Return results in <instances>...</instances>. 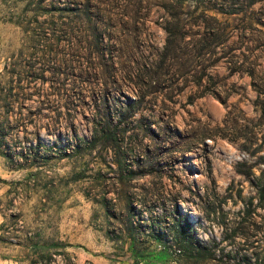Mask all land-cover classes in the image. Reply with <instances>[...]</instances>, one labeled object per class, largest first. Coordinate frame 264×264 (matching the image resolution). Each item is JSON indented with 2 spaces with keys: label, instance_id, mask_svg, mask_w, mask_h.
I'll list each match as a JSON object with an SVG mask.
<instances>
[{
  "label": "rangeland",
  "instance_id": "374dc122",
  "mask_svg": "<svg viewBox=\"0 0 264 264\" xmlns=\"http://www.w3.org/2000/svg\"><path fill=\"white\" fill-rule=\"evenodd\" d=\"M6 63L12 124L37 112L9 142H56L59 114L71 148L0 155V264L28 230L74 264H264V0H0Z\"/></svg>",
  "mask_w": 264,
  "mask_h": 264
},
{
  "label": "trees",
  "instance_id": "16d2710c",
  "mask_svg": "<svg viewBox=\"0 0 264 264\" xmlns=\"http://www.w3.org/2000/svg\"><path fill=\"white\" fill-rule=\"evenodd\" d=\"M252 52V51H251ZM253 54V53H252ZM256 57V55H254ZM253 55L247 56V63L254 61ZM17 66V65H15ZM31 68L33 65H27ZM24 70V69H23ZM22 69L9 67V63L4 65V74L8 76L7 81L0 79V155L5 160V165L9 169H29V168H42L47 162L52 159H62L69 156V149L71 148V140L65 135L69 130L65 127L59 128L58 125L62 124L61 115H56L50 118L48 127L46 128L47 134L56 128V142L48 145L37 137L36 141L32 143L26 140L24 145H13L9 142V137L14 129L19 130L22 128L24 122H33V114L37 113L29 110L26 115L14 117V125L12 124L11 114L15 108V105L22 106V101L26 98L19 93L20 82L23 77ZM39 73H35L28 69L25 71L30 73L31 77L42 75L44 70L38 69ZM250 78L251 87L256 90L257 84V71L253 66H249L246 73ZM1 76V75H0ZM40 112L41 107L38 108ZM20 113V112H19ZM31 114L30 116L28 114ZM22 114V113H21ZM11 130V131H10ZM15 132V131H14ZM40 130L35 131V135L38 136ZM59 144L58 146L56 144ZM34 175V173H32ZM189 225L187 230H189ZM20 231V230H19ZM0 232L2 235L8 234L9 230L7 226L1 225ZM21 232V231H20ZM33 231H25V240L16 238V241L11 243L12 247H6L13 251H17L20 254V258L10 257L7 255L5 258H14L19 264H74V256H68L66 248L68 243H64L61 239H56L52 243H44L34 241L31 239ZM250 264V263H241Z\"/></svg>",
  "mask_w": 264,
  "mask_h": 264
}]
</instances>
